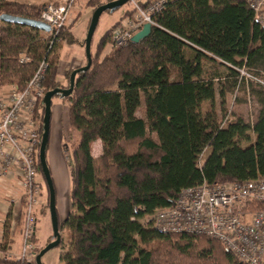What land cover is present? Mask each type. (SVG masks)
<instances>
[{
    "label": "trees",
    "instance_id": "obj_1",
    "mask_svg": "<svg viewBox=\"0 0 264 264\" xmlns=\"http://www.w3.org/2000/svg\"><path fill=\"white\" fill-rule=\"evenodd\" d=\"M112 1L88 5L96 10ZM153 1L136 2L145 7ZM164 1L153 16L151 34L140 43L105 54L119 23L109 29L92 53L90 69L77 75L65 98L80 143L73 153L70 211L60 227L70 232L69 244L61 240L59 245L63 264H247L218 241L162 233L153 220L187 188L264 178V87L239 72L264 80V27L245 0ZM45 7L0 0V16L39 21ZM71 28L55 36L0 21V89L24 90L42 63L48 65L45 95L69 88L74 70L65 87L59 69L63 45L75 42ZM204 62L225 71L206 79ZM216 84L222 98L240 90L255 97V121L221 119L214 108ZM205 89L212 98L203 113L199 93ZM40 110L42 139L43 102ZM97 141L102 153L95 157ZM4 231L1 249L7 252L8 224ZM42 249L37 246V255Z\"/></svg>",
    "mask_w": 264,
    "mask_h": 264
},
{
    "label": "built area",
    "instance_id": "obj_2",
    "mask_svg": "<svg viewBox=\"0 0 264 264\" xmlns=\"http://www.w3.org/2000/svg\"><path fill=\"white\" fill-rule=\"evenodd\" d=\"M133 15L125 17L112 31V46H126L146 24H155L153 16L164 0L142 7L136 0ZM256 20L264 27V0H245ZM75 0L51 3L41 13L40 21L51 26L56 36L68 24ZM26 59H22L23 63ZM42 63L24 90L11 88L0 99V181L16 178L23 188V245L19 255L6 259L33 264L37 253L38 211L43 207V188L37 167L42 125L38 119L45 97ZM243 77L264 87V80L239 70ZM41 139V140H40ZM155 227L162 233H188L220 242L228 252L247 264H264V178L235 181L183 190L172 208L157 212Z\"/></svg>",
    "mask_w": 264,
    "mask_h": 264
},
{
    "label": "rangeland",
    "instance_id": "obj_3",
    "mask_svg": "<svg viewBox=\"0 0 264 264\" xmlns=\"http://www.w3.org/2000/svg\"><path fill=\"white\" fill-rule=\"evenodd\" d=\"M18 2L31 3V4H47L51 3H61L65 4L69 0H15ZM91 0H75L73 8L70 13L69 21L67 27L72 25L71 31L75 37V43L63 45L61 51V59L65 62H69L74 58L75 51H81L85 57V62L83 67L87 65L86 51H85V41L87 38L88 30L91 24L92 17L94 15V6L88 5ZM106 0H103L105 2ZM139 3H145L147 0H136ZM90 4V3H89ZM134 6L131 2L126 3L123 7L115 11L104 12L99 20L98 26L94 33V37L91 44V52L93 55L97 51V46L104 34L115 26L122 18L128 13L132 12ZM68 31V28H66ZM61 43V42H60ZM109 49H113V46L109 45ZM108 50L105 51V54ZM205 63V78L210 79V74L217 72H224V69H217V66H212L210 63ZM69 73V71H68ZM67 73V74H68ZM68 79L63 80L62 83L65 87H68ZM44 88V87H43ZM215 109L218 111L221 119H225L226 116L228 120H234L242 118L246 123H253L257 117L259 106L257 100L249 94H245L243 91H239L237 95L227 94L224 98L221 97V88L218 84L215 86ZM11 86L3 87L0 89V99L7 96ZM45 90V89H44ZM202 111L205 113L211 108V93L208 89L204 90L203 93H199ZM223 101H225L223 103ZM226 121V120H225ZM80 143V133L72 128L69 120V102L61 97L55 96L52 100V117H51V128L50 137L47 146V162L52 174L54 181V186L56 190V206L59 218V227L62 226L63 222L67 218L70 211V191H71V181L73 173V153ZM244 143L243 146H246ZM99 147V148H98ZM93 153L95 157L101 155L98 154V150L102 149L100 144L94 145ZM39 181L43 188V207L38 211V221H37V238L36 244H39V249L44 248L49 242L53 240V225L49 209V192L48 186L44 176L40 173ZM48 206V208H47ZM60 213L59 214V210ZM23 221V220H22ZM24 222L22 223V225ZM61 238L63 240L64 246L69 244L70 232L67 228H60ZM63 253V247H57L49 251L42 258L43 264H63L61 261V255Z\"/></svg>",
    "mask_w": 264,
    "mask_h": 264
},
{
    "label": "water",
    "instance_id": "obj_4",
    "mask_svg": "<svg viewBox=\"0 0 264 264\" xmlns=\"http://www.w3.org/2000/svg\"><path fill=\"white\" fill-rule=\"evenodd\" d=\"M130 2V0H116L109 2L107 4L101 5L94 11V15L91 20V24L88 30L87 38L85 41V51H86V59H87V65L78 69H75L73 73L70 76V86L69 88H57L53 91H50L46 93L43 103L45 106V114H44V120H43V136L41 140L40 145V154L39 159L42 167V173L44 175V178L47 182V186L49 189V202H50V215L53 225V241L48 243L44 249L41 250V252L36 257V264H43L42 258L47 254L49 251H51L54 248L59 247L61 243V234H60V227H59V218H58V212H57V206H56V190L54 186V181L52 178V174L47 162V146L49 142L50 137V128H51V117H52V100L55 96L60 95L63 98H66L70 96L74 90L76 77L79 73L85 72L90 69L92 65V52H91V44L94 37V33L96 31V28L98 26L99 20L104 12L107 11H115L121 7H123L126 3ZM0 21L10 23V24H18V25H24L28 27L36 28L40 31L50 33L51 32V26L42 22L37 21L33 19H27L23 17H16L13 15L4 14L0 16ZM152 32V25L146 24L144 25L143 29L136 33L132 39V43H140Z\"/></svg>",
    "mask_w": 264,
    "mask_h": 264
},
{
    "label": "crops",
    "instance_id": "obj_5",
    "mask_svg": "<svg viewBox=\"0 0 264 264\" xmlns=\"http://www.w3.org/2000/svg\"><path fill=\"white\" fill-rule=\"evenodd\" d=\"M10 1L18 2L15 0H10ZM19 3H24V2H19ZM55 3L61 4L58 2H55ZM25 4L38 5V4H31V3H25ZM42 5L45 6L47 4H42ZM107 50H108L107 53H109L112 49H109L108 47ZM61 51H60L59 79L63 83L64 82L63 80L66 79V75L68 71L83 67V64L85 62V57L83 56V53L81 51H75L74 58L69 62H65L63 59H61L62 58ZM98 143L100 144V147L102 148L101 141L95 142L93 144V147L94 145ZM101 151L102 149L101 150L99 149L98 154H100ZM93 155L95 156L94 153ZM23 193H24L23 188L19 185V182L17 181L16 178H10V179L0 181V259L5 258V255H19L22 250V245H23V225L22 223L23 221L21 220V214L23 213V206H21L20 202H21ZM58 210H59V214H61L59 208ZM6 224L10 226V235L12 238L11 246L7 252L1 249L2 243L4 241V232H5L4 229H5ZM37 241H38V238H37ZM37 246H39V244ZM0 264L2 263L0 262Z\"/></svg>",
    "mask_w": 264,
    "mask_h": 264
}]
</instances>
